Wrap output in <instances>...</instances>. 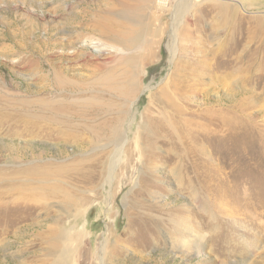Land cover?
Listing matches in <instances>:
<instances>
[{
    "label": "rangeland",
    "instance_id": "1",
    "mask_svg": "<svg viewBox=\"0 0 264 264\" xmlns=\"http://www.w3.org/2000/svg\"><path fill=\"white\" fill-rule=\"evenodd\" d=\"M192 4L186 8L181 6V0H0V95L7 94L8 103L17 107L39 99H44L43 103L52 99L86 106L99 101L102 105L98 110L101 115L97 117L93 116L95 111L82 108L80 112L68 110L71 117L61 116L59 123L36 120L37 124L44 125L46 132L27 141L29 147L19 152L18 157L4 152L0 141V167L4 163L5 169L14 167V162L26 168L40 164L76 165L83 161L79 159L94 160L100 154L95 170L96 184L91 185L95 188L93 193L84 180L62 178L70 194H75L66 213L38 206L28 218L20 211L0 214V264H52L54 257L49 254L46 227L52 224L53 217H57L53 226L70 233L76 248L72 253L74 264H197L196 259L166 252L163 234H177L175 229L165 226L170 218L195 221L193 230L204 234L207 244L216 236L211 230L213 226L219 225L220 232H226L229 226L231 233L226 240L232 249L225 253L228 244H224L215 247L211 256L231 264H264V0H193ZM105 17L114 21L109 33L118 27L120 34L127 38L138 36L137 44L126 48L123 44L107 42L98 29ZM65 37H71L70 48L65 42L59 44ZM78 44L85 47L80 59L96 56L104 63V73H109L112 81L125 82L124 89L131 93L128 100L112 97L110 91L103 93L98 86L85 94L71 95L51 83L34 85L39 71L27 72L29 60L38 61L46 72L50 59L56 60L60 52L61 56L72 54L79 49ZM110 45L122 49L118 57L135 56L139 51L133 83L127 80L130 68L109 54ZM15 65L18 67L12 69ZM111 69H115V78ZM174 79L177 84L172 87ZM163 88L165 93H161ZM243 91L248 93L244 96L245 102L241 100ZM238 93L239 99L232 96ZM232 99L238 105H233ZM133 105V117L127 126L125 116L119 120L117 117ZM171 106L179 109L176 115L187 119L186 127L177 129L175 137L196 139L201 132L200 124L211 131L205 134V156H210L208 165L201 162V157L184 158L183 151L176 156L161 143L152 150L141 149L137 136H153L156 131L155 125L146 124V116L158 112L171 116ZM240 108H246L245 115ZM176 115L173 119L179 123ZM224 115L232 116L235 125L247 127L248 134L241 138L244 142L226 138ZM65 121L77 125H67ZM72 131L79 138L67 137L58 142L62 134ZM202 131L205 132L203 128ZM5 135L7 128L0 126V138ZM214 136L225 137V141H211ZM163 139L170 140L168 136ZM120 140L123 141L121 156L125 153L127 161L117 166L110 195H107L103 179L107 171L102 172L101 166L112 154L103 148ZM2 143L14 146L7 141ZM76 143H85L88 147L81 151ZM134 145L143 153L134 151ZM77 171V176L89 173L86 165H82L78 174ZM101 172L103 176L99 179ZM218 175L227 178L228 187L239 189L240 198L231 212L224 209L225 204L232 203V198L220 202L219 207L216 205L215 220L207 223L203 221L204 212L212 209L208 203L215 199L214 190L221 188L217 186ZM185 179L188 184L184 183ZM29 186L32 187L31 183ZM143 188L149 192L139 194ZM195 195L202 202L200 208L195 206ZM9 200L8 196L0 199V207L6 206ZM150 204L155 205L152 216L164 221H153L143 236L127 239V218L132 214L143 217ZM225 220L229 224H223ZM136 225H132L130 232ZM110 236L126 244L113 249L110 240L101 263L100 243Z\"/></svg>",
    "mask_w": 264,
    "mask_h": 264
},
{
    "label": "bare ground",
    "instance_id": "2",
    "mask_svg": "<svg viewBox=\"0 0 264 264\" xmlns=\"http://www.w3.org/2000/svg\"><path fill=\"white\" fill-rule=\"evenodd\" d=\"M192 3L193 0H181V6H184L186 8L188 7L191 8V6L194 5ZM114 9L116 8L114 7ZM114 12L116 14V10ZM130 16L131 18H133V15ZM113 22L114 21L111 18L105 17L103 23L102 22L99 23V27H98L99 32L100 34H102L107 38L108 40L107 42H110L112 44H119L120 46L123 44V46L126 48L135 46L139 39L138 36L127 38L122 34H120V30L118 29V27L116 29H113L111 33L108 32L110 31L111 29L110 25ZM81 37L83 36L81 35ZM70 38L71 37H67V38L65 37L64 39L61 40L59 44L64 45L65 42L67 43V46L70 48L72 46V43L69 40ZM76 47L79 49L74 50L73 53L70 55H65L63 53V56H61L60 55L61 52H60L56 60H53V58L50 59L47 64L49 70L46 72L44 70V67L39 65L38 61L34 59L29 60L25 67L27 69V72L30 73L33 71V69H37L39 71L37 73V77L35 78L34 85L38 84V86H43L47 83H51L53 87L55 88L58 87L60 89L66 90L65 94H71V95L85 94L88 91L93 90L95 88L94 86H98L103 93H105L106 91H110L109 93L110 96L119 97L118 98L119 100H122V98L128 100L129 96H131V93L127 92L124 89L123 85L125 84V82L118 84L116 81H112L111 79L113 78L111 77V75L107 72L104 73L105 70V68H103L104 63L100 61L96 56L95 57L84 56L82 59H80L79 55H83V50L85 49V47L81 46V44L76 45ZM109 49L112 51L109 54L116 56L114 58L116 62L122 61L123 63H125V65H127L128 68H130V72H129V76L127 77V80L128 82L133 83L134 81L133 74L137 68V65H139L137 59L139 55V51L136 52L135 56L129 57L128 55L127 57H122V56L118 57L117 55L120 53V51H122L121 48L119 49V47L117 46L110 45ZM171 49L172 52L170 56L172 58L174 55V50L172 46ZM116 52L118 53L116 54ZM99 53L100 52H98L97 55ZM69 62L70 63L73 62L75 64L79 63V64L74 67L72 66L64 67L62 65L63 63H69ZM16 67H18V65L13 66L12 69H15ZM110 71L113 73V77L115 78V69H111ZM98 73L100 74L98 75ZM180 74L181 76L183 75L185 76V73L180 72ZM241 78H243V75L241 76ZM176 84L177 81L176 79H174L172 81L171 86L173 87ZM161 93H165V88L161 89ZM245 95L247 96L248 93L243 91L241 100L244 102L247 99L246 97H244ZM7 96H8L7 94L0 95V105L3 106V110H4L0 112V126L1 127L5 126L7 128V135H5L3 138H0V141H1V145L3 146L4 152H7L9 155H16L17 157H18L17 154L19 152H24L25 148L29 147L28 144L26 143L27 141L35 139V137H37L39 133L46 132L44 130V125H39L40 122L45 123V121H49L51 123L52 122L59 123L60 121L58 120L61 116H65L66 119L71 117V114L68 113L67 111L72 109H78V111L80 112L82 111V108H89L91 111H95L93 116L97 117L101 115L99 114L98 111L100 108H102V105L99 101H95L91 106H86L83 103H76L69 101L65 102V101L52 100V99L50 100L46 99L47 101L43 103L44 99H39L37 101L27 102L23 106L17 107L16 105L8 103ZM232 96L237 97L239 99V93L238 95L232 94ZM232 101H233L232 103L233 105H238L234 99H232ZM133 110H134V105L129 108L128 112L118 116L117 117L118 120L122 119L125 116V119L128 121L127 126H129L130 117H133L132 115ZM170 111H171V116H164V114L160 112L156 113V115H151V113H149L146 116L145 119L146 124L155 125L156 131L153 136H150L149 134L145 136L142 135L137 136V142L140 143L142 146L141 149L144 150L147 147L148 149L152 150L155 148L154 146H156L158 143H161L163 147H165L164 148L165 150L174 153V155L176 156L180 151H183L184 158L188 157L189 155H194L191 157H197V158L201 157V162L204 164L206 163L208 165V163H210L208 159L210 158V156L209 157L205 156L206 153L205 145L207 144L206 142L207 138L205 134H209L211 133V131L204 128L202 126L203 124L202 125L200 124L201 128L199 131L201 132L199 133V137H196V139L175 137V132H177V129L186 127L187 119L176 115L179 112V109L176 106H171ZM79 112L76 115L77 120H78ZM240 112L243 114L244 112H246V108H240ZM43 113L48 115L49 117L41 116L40 114ZM245 114L246 113H244L243 115ZM174 115H176V117L180 119L179 123H176L174 121L173 119ZM224 118H225L224 123L227 125L226 138H229V140H234V141L238 140L244 142L245 140H242L241 138L246 137V135L248 134L247 127H244L243 125H239V126L235 125V122H232L233 117L230 115H224ZM36 120H39L38 124L35 122ZM64 123H66L67 125L71 124V122L69 121H65ZM198 124L199 123L197 122V125ZM75 125H77L76 122L71 124V126H75ZM202 128L204 129L205 132L202 131ZM75 133H76L75 131H72V133L62 134L58 142H60L61 140H66L67 137L73 139L79 138L75 135ZM166 136L170 138L169 142L163 139ZM223 138L221 139L218 136L217 137L214 136V138L211 139V141L220 140L219 142H224L225 140ZM2 141H7L9 143H12L14 145L13 146L14 148L9 144H3ZM17 141H21L23 142V144L21 145ZM14 142H16L17 144H14ZM77 145L79 146V150L81 148V151H83L85 148L88 147V144L85 143H79ZM122 145H123V141L120 140V141L112 142L111 145L109 144L105 148H103L105 150L109 149L108 152L112 154L110 155L112 158L101 166L102 172L105 169L107 171L106 175H104L103 177V179L106 180L104 182V189H106L107 195H110L111 182L115 175V174L113 175V173L115 172L117 166L123 160L127 161V159L125 158V153L123 156H121ZM133 149L134 151L140 152L138 145H134ZM142 150L141 152L143 153ZM219 150L221 149L219 148ZM36 157L40 159V156L36 155ZM99 159H100V154H97L94 160H87L86 158H82L79 160H83V161L77 162L76 165H74L73 163H69L64 166H58V167H49L40 164L38 166L26 168L23 167L21 164H18L17 162H14L13 164L9 162L14 167L5 169L3 168V166L5 165L3 163V165H1L0 167V199L8 196L10 197V200L6 206L0 207V214L2 213L9 214V211L11 213L16 214V212L20 211L21 213L23 212V214L28 218L31 215H34V212L36 211L38 206L39 209L44 208L45 210L48 207L51 208L52 210L58 209L62 213H66L69 207L71 206L72 200L75 198V194L74 195L70 194V192L68 191L69 188H66L64 186L66 183L62 181V178L66 177L69 180H78L81 182L84 180L85 182L83 181V183L87 182L86 184L89 183L88 185H90L89 192L93 193L92 191L95 188H91V185L93 186L96 184L94 183L95 170L96 167L98 166ZM196 162L197 161H195V163ZM36 163L38 162L35 161V164ZM82 165H86L89 171V173L87 172L86 175L85 173L82 174L83 176L85 175L84 177L82 175L79 176L76 175V169H78L77 171L78 174L79 171L81 170ZM243 166L244 168H247V163L244 162ZM150 170L151 171L153 170L152 167ZM191 171L194 173L195 169H192L191 167ZM102 172L99 176L100 177L99 179H101V177L103 176ZM22 179H24V181H22ZM147 179L150 180V178ZM226 179L227 178L224 175L223 177L221 175H218L216 177L217 186L219 185V188L220 186L221 188L220 189L217 188L214 190L215 199L213 202L208 203V207L212 209L210 210L211 212L210 211L204 212L205 214V216L203 217L204 222L209 223L215 220V218L213 217V214H216L214 209L216 208V205L217 206L219 205L220 202L232 198V203L225 204L226 209H224L227 212H231L232 206H234L239 201L240 198L239 197L240 194H238L239 189L237 188L238 190H234L231 189V187H228L226 185L227 183ZM9 182H16V183L13 185H9L8 184ZM108 182L110 183L108 184L109 186L107 185ZM185 182L188 184V180L186 181L185 179L184 183ZM17 183H23V184L20 185ZM30 183L32 187L29 186ZM9 188L11 189L9 190ZM145 189L146 188H143L140 191L141 193L139 194L145 193L147 191L149 192V189L148 190L146 189V191ZM17 194H19L21 197L15 196ZM27 196L28 198L26 199ZM107 199L108 197H106L105 200L107 201ZM195 201H196L195 202L196 208H200L201 206H203L201 204L202 202L198 197H196ZM44 202L47 203L46 207L44 205ZM154 207L155 205L153 206L152 204H150V207L145 211V214L143 213L144 214L143 217H139L132 214L131 217L127 218L128 224L125 229V236L127 239L133 240L135 238H140L141 236H143L144 233H146V231L150 229V224L153 221L154 222L158 220L164 221L162 218L158 219L152 216V211L154 210ZM44 218L45 217H43V219ZM176 219L177 218H170V220L169 219L166 220L167 222V224L165 225L166 228L170 227L177 231L176 235H172L170 232L163 234V243L164 245H166L168 249V251L166 252L168 253L175 252L176 254L185 256L186 258L196 259L198 260L197 264H231L230 262H226V261L225 262H221L220 260L217 261L215 257L211 256V253L213 254L214 251L213 249L215 247H221L224 246V244H228V250L224 249L225 253L230 252V250L232 249V244H230L226 240L228 233H231V229L229 228V226H228L229 231L228 228H226V232L223 230L222 232H220V230H218L219 225L213 226L211 230L216 236L214 238H211L210 240L208 239L209 241H207L208 242L207 244L205 241L206 239L205 235L198 234L193 230L195 228L194 225L195 221L191 219L188 220L184 219L183 221H178ZM56 221H57V217L51 218L50 222H52V224H49L46 227L47 229L46 231L50 239L48 243L49 254L54 257L52 264H74L73 262L74 258L72 253L76 252V248L70 240V233L68 230H64V229L59 230L57 227L53 226L55 225ZM134 223H138V225H136L133 228V232H130V228L132 227V225H134ZM223 224L227 225L229 224V222L225 220L223 221ZM111 238L112 236H110L109 239L105 238L100 243L101 245V250L99 252L100 258L103 255H105V252L108 250L107 244L110 242V240L112 241L111 243L113 246L112 245L111 246L113 249L117 248L118 246H124L126 244V241L112 240ZM222 257L224 258V256ZM103 259L104 257L101 258L100 260L101 263L103 262L102 261Z\"/></svg>",
    "mask_w": 264,
    "mask_h": 264
}]
</instances>
